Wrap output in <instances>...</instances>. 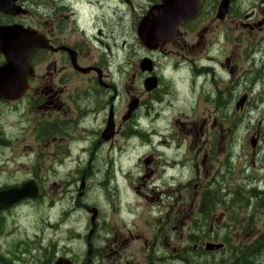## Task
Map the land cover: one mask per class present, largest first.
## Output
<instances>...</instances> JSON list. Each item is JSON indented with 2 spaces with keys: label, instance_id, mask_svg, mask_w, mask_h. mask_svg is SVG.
<instances>
[{
  "label": "rangeland",
  "instance_id": "obj_1",
  "mask_svg": "<svg viewBox=\"0 0 264 264\" xmlns=\"http://www.w3.org/2000/svg\"><path fill=\"white\" fill-rule=\"evenodd\" d=\"M75 6L80 7V20L86 14L99 16L107 34L114 35L109 40L115 56L111 68L114 81L122 87L134 81L135 88L143 90L146 75L140 73L134 79V68L150 56L167 77L161 84L169 88L162 87L166 94L160 91L156 95L161 99L151 104L150 113L160 110L159 115L152 118L148 114V123L143 122L148 137L123 126L113 147L105 144L95 148L99 139L94 135L95 118L87 122L86 135L58 133V139L49 144L50 137L42 139L31 127L35 115L9 109L5 117L0 116L7 132L0 129V188L35 178L44 190L41 199L21 203L0 215V264H46L57 257L85 264L92 229L88 208L93 207L98 208L99 216L92 264H124L126 259L135 264H185L177 256L186 247L190 248L185 254L191 264H232L244 248L264 236V194H258L264 192V33L253 38L241 36L231 30L234 24L218 22L216 31L206 36L213 42L208 48L214 50L213 60L203 63L227 79L208 76L195 83L187 69L193 63L187 58H201L206 52L172 61L145 51L137 37L144 4H121L117 15L108 7L104 13L98 6L92 8L87 0L75 2ZM197 24L194 38L206 28L209 33L212 26L209 20H198ZM228 31L232 40L225 43ZM254 47L258 50L252 52ZM96 50L92 56L100 58L106 51ZM227 58H234L231 76L224 69ZM176 63L184 68L179 79L167 73ZM86 86L74 78L71 90L76 97H83L84 90L92 87ZM128 93L125 89L121 95V122L133 98ZM143 102L150 100L146 96ZM138 114L143 117L146 111ZM192 124L198 133L193 149L184 150L186 155L176 158L178 163L170 162V148L177 151L173 134L183 138L182 129L187 132L193 129ZM152 129L159 133L152 134ZM190 139L183 138L184 148ZM148 159L152 164L146 163ZM189 162L192 164L187 166ZM162 175L166 179L157 180ZM208 190L210 194H206ZM203 198L212 201L209 216L201 213ZM116 234L124 236L118 248L114 245ZM191 234L199 239L190 241ZM208 240L224 243V251L205 253L199 245ZM253 263L264 264V251Z\"/></svg>",
  "mask_w": 264,
  "mask_h": 264
},
{
  "label": "flooded vegetation",
  "instance_id": "obj_2",
  "mask_svg": "<svg viewBox=\"0 0 264 264\" xmlns=\"http://www.w3.org/2000/svg\"><path fill=\"white\" fill-rule=\"evenodd\" d=\"M79 1L82 0H15L16 7H13L11 10L19 11L20 13L17 15H8L6 9L1 6L0 27L18 25L23 28L32 29L42 39L43 47H38L30 57V65L33 68L34 74L29 77L26 95L22 99L15 101L5 98L0 99V116L5 117L9 109L19 114L27 111L30 116L35 115V124L34 126L31 124V127H34L36 135H40L42 139L50 137L49 144H51L53 138L58 139V133L69 134L71 131H74L86 135L89 132L86 124L91 118H95L98 122L94 135L96 134L99 139L95 141V148L105 144L113 147L115 139L120 136L122 130L125 128L123 126L132 127L133 134L137 133L141 135L139 133L141 131L142 134H146L148 137V127L147 130H144L143 122L146 121L148 123V114L153 118L155 113H160V110L150 113L152 110L151 104L161 99V96L156 95L157 93L160 91L164 92V89L167 90L169 88L168 85L164 86V84H161V79H167L164 76L163 69L160 68L158 71L157 65L151 59L152 57L148 56L153 61L152 73L143 72L140 68V62L134 68L136 70L134 79L140 73L146 75L143 82V90L135 88L134 81L129 86L123 87L119 82L114 81L111 75V68L114 66L115 56L113 48L109 44V40L114 39V35L107 34L105 27L98 21L100 20L99 16L86 14L82 18L83 20H80V7L75 6V2ZM105 1H107V5ZM110 1L112 2V8ZM165 1L167 0H87L92 8L98 6L103 13L106 7L110 8L112 15H117L120 12L121 4L134 7L139 2L145 5V12L142 17L151 8L162 5ZM187 5L191 6L192 3H182L178 6L187 7ZM86 20L89 21L87 22ZM184 20L186 21L182 22L180 27H178L171 43L165 46V48L156 52L146 48L143 49L149 54H162L166 59L172 61L176 58L181 59V57L193 56L196 52H206L204 56L201 54V58L193 60L187 58L191 64L193 63L191 67L187 68L188 72L192 73V80L196 83L198 80L213 76L219 81H225L227 78L215 75L216 71L214 69L211 70L210 66L207 65L213 60V55L211 54L214 50L208 51L209 43L213 45V42L207 41L206 36L216 31L218 22L234 24L231 30L239 32L241 36L248 34L250 38H253L259 36L261 32L264 33V0H200L196 16ZM198 20H209L212 26L210 25L209 27V33H207L208 29L206 28L202 32V35L196 36V39L193 35L198 31ZM229 34L228 31V36H225L223 39L225 43H229L232 40ZM222 35L224 34L222 33ZM216 39L218 40L217 36ZM126 45L127 42H124L123 48H126ZM103 48L106 51L101 58L100 56H92L93 49L103 50ZM116 48L117 50L120 49L117 41ZM256 50H258V47H254L251 51L255 52ZM233 59L227 58L225 60L224 69L227 70L229 75L233 74L235 69L232 64ZM203 61L208 63H203ZM87 62L91 63L86 64ZM6 63V58L0 55V68ZM82 69H89V71L84 72ZM118 69L119 67L117 66V74H119ZM182 69H184L183 65L176 63L172 65L167 73L170 75V78H178L177 76ZM74 78L83 80L87 85L86 88L88 85L92 86L87 88L88 92L84 90L83 97H76L71 90ZM147 79H155V85L154 82L153 85L148 84L146 82ZM5 85L8 86L9 84ZM198 87L200 91L203 89L201 81L198 83ZM125 89L129 91L128 94L133 95V98L129 102L127 113L124 114L121 122L119 115L121 109L120 103L121 95L124 94ZM169 94L173 95V93ZM146 96L150 100L149 103L143 102ZM86 100H89L88 104ZM142 109L146 111V115L140 117L138 113ZM38 115H40L41 119H39ZM70 115H75V117H69ZM3 120L4 118H1L0 129L7 133ZM177 123L179 126L181 125L180 122ZM110 125L113 126L114 134H107V136L111 137L107 141L104 132ZM152 126H155L154 122H152ZM192 127L193 129L187 132L184 129L181 132L184 134L182 135L183 138L189 139L191 137L188 148H184V140L179 134H173V140L177 142L175 146L177 151L175 152L170 148L172 155L170 162L178 163L176 158L178 159L180 156L184 157L186 155V151L184 150L191 151L193 149L195 145L194 139L198 137V133L194 128V124H192ZM151 133L156 134L159 132L152 129ZM137 134L136 136H138ZM148 139L147 141H150V146H153L152 141ZM4 145L6 146L7 142ZM146 163L150 165L152 161L148 159ZM168 163L169 161L167 160L162 166L165 167ZM182 163L185 164L184 162ZM191 164L189 162L187 166ZM169 169L172 168L169 167ZM168 174L166 175L167 177ZM158 179L164 180L166 178L162 175L161 177H157ZM172 179L175 180L176 178L173 177ZM30 180H35L40 185L43 194L44 190L40 181H37L35 178ZM25 182L0 188V191L19 187ZM208 191L211 192L210 190ZM255 191L258 190L255 189ZM258 194H264V192H258ZM29 201L31 200L25 202ZM25 202H20L10 209L2 210L0 215ZM210 227V231H212L214 227L213 221H211ZM123 241V235H115L114 245H117V248ZM94 251L95 249L92 250V253L88 252L89 256L85 264H92L93 259L91 256ZM61 258L67 259V257H57L58 260ZM69 260L72 264H79L71 259ZM124 261V264H135L127 259ZM52 262L54 261L50 263Z\"/></svg>",
  "mask_w": 264,
  "mask_h": 264
},
{
  "label": "water",
  "instance_id": "obj_3",
  "mask_svg": "<svg viewBox=\"0 0 264 264\" xmlns=\"http://www.w3.org/2000/svg\"><path fill=\"white\" fill-rule=\"evenodd\" d=\"M10 1L13 6L15 0ZM199 1L167 0L162 5L151 8L147 16L139 23L137 29L141 44L152 50L164 47L175 36L178 27L185 21L184 19L194 17L197 14ZM182 3H192V5H187V7H183L185 6L184 4L183 6H178ZM9 7L10 3L8 0L6 9H9ZM19 13L17 11L11 14L17 15ZM38 47H43V41L36 35L35 31L15 25L0 27V54H4L7 58V64L0 69V99L5 98L15 101L24 96L28 86V74H32L29 58ZM141 65L143 71H148L152 66V61L144 59ZM82 71L87 72L89 69H82ZM150 81H147V83H150ZM5 84L10 85L5 86ZM245 100L244 98L243 101L245 102ZM108 130L104 136L107 133L108 135H113L112 125H110ZM105 139L109 140L110 136H107ZM39 196L40 188L35 180H30L21 187L2 191L0 192V212L13 207L21 201L37 199ZM89 212L92 214L93 229L88 237V247L89 252L92 253V240L96 232V221L99 211L97 208H92ZM223 248L224 244L214 242H208L205 246V250L208 252H217ZM56 264L72 263L66 258H61Z\"/></svg>",
  "mask_w": 264,
  "mask_h": 264
},
{
  "label": "trees",
  "instance_id": "obj_4",
  "mask_svg": "<svg viewBox=\"0 0 264 264\" xmlns=\"http://www.w3.org/2000/svg\"><path fill=\"white\" fill-rule=\"evenodd\" d=\"M208 193L210 194L211 192H207L206 194H208ZM203 201H204V198H203ZM211 202L212 201H211L210 198H208L204 202H202L201 213L203 214V216H209L210 212L212 211V209H210L208 207L209 203H211ZM198 226L200 227V224ZM189 239H190V241H193L194 242V240L199 239V238L196 237V235H192L191 234L189 236ZM208 241H211V240H208ZM217 243H219V242H217ZM222 244H224V243H222ZM205 246H206V243H201L199 245V247L203 251H205V253H218L220 251L223 252L226 245L224 244V248L221 249V250H219V251H217V252H208V251L205 250ZM189 249L190 248H187L186 247L185 250L183 249V251H181V254L179 256H177V258L180 259L185 264H191L192 263V261L185 254V253L188 252ZM193 249H194V251H198V249H196L194 246H193ZM185 251H187V252H185ZM262 251H264V236H262L261 238H259L251 246L244 248V250L241 253V256H237L236 259L233 261L232 264H254L253 263L254 257H257L258 255H260ZM173 257L176 258V256H173Z\"/></svg>",
  "mask_w": 264,
  "mask_h": 264
},
{
  "label": "bare ground",
  "instance_id": "obj_5",
  "mask_svg": "<svg viewBox=\"0 0 264 264\" xmlns=\"http://www.w3.org/2000/svg\"><path fill=\"white\" fill-rule=\"evenodd\" d=\"M210 205H211V203H209L208 207L211 209ZM96 228H97V224H96Z\"/></svg>",
  "mask_w": 264,
  "mask_h": 264
}]
</instances>
